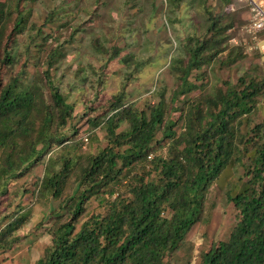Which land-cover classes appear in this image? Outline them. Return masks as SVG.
Segmentation results:
<instances>
[{
  "label": "trees",
  "instance_id": "obj_1",
  "mask_svg": "<svg viewBox=\"0 0 264 264\" xmlns=\"http://www.w3.org/2000/svg\"><path fill=\"white\" fill-rule=\"evenodd\" d=\"M35 2L0 0V256L20 243L17 232L32 216L29 207L2 211L3 201L12 185L43 164L37 194L60 202L50 216L52 243L35 264H193L178 257L186 237L215 209L210 193L223 172L240 166L248 180L241 178L240 188L227 192L236 223L195 264H264V120L253 122L264 79L248 75L210 92L197 84L205 77L203 67L225 51L216 18L203 36L176 45L171 56L169 69L178 82L171 102L186 97L179 133L166 117L164 92L141 109L125 101L123 90L88 104L90 135L99 129L104 136L94 152H82L90 135L77 138L75 104L53 77L66 50L51 46L45 32L57 23L58 10L68 14L56 7L42 27H31L29 5ZM182 2L166 0L176 8ZM84 28L80 24L70 35ZM112 50L113 56L121 53ZM236 60L232 52L225 61ZM194 90L201 94L187 97ZM93 200L101 212H87Z\"/></svg>",
  "mask_w": 264,
  "mask_h": 264
},
{
  "label": "rangeland",
  "instance_id": "obj_2",
  "mask_svg": "<svg viewBox=\"0 0 264 264\" xmlns=\"http://www.w3.org/2000/svg\"><path fill=\"white\" fill-rule=\"evenodd\" d=\"M233 1L183 0L180 8L171 6L166 0H37L29 5L31 27H42L46 13L56 7H63L64 13L68 14L65 17L63 9L58 10L54 16L57 23L53 28L46 27L45 32L52 36L49 40L51 46L60 44L66 50L65 57L53 70V77L60 82L69 102L75 104L77 119L74 124L79 129L77 138L84 139L91 133L88 123L91 114L84 115L88 104L96 105L101 100L122 94L123 90L126 91L125 101L141 109L157 103L160 99L158 92H164L168 110L166 117L176 122L175 130L179 133L183 116L181 109L186 97L182 95L175 104L171 102L178 84L169 69L171 56L176 55V45L183 44L188 38L203 36L212 18H216L223 31L221 38L225 37V51L203 67L205 77L197 84L210 92L217 85L225 89L227 85L237 84L240 78L248 75L264 79V35H259L260 49L250 50L254 41L246 32L250 19L248 1L239 0L238 6H234ZM253 1L264 11V0ZM234 8L240 9L235 13L226 12ZM63 21L69 24L68 27L57 29L56 26ZM80 24L85 31L73 38L70 35L72 29ZM112 48L121 53L113 56ZM21 50L25 52L23 46ZM232 52L237 60L228 64L229 61L225 60ZM124 56L130 60L125 61ZM34 73L35 68L32 67L31 74ZM127 76H130L129 81L124 87ZM200 90L192 91L187 97H198ZM259 107L261 109L253 115L254 123L264 120V98ZM127 127L124 124L120 131ZM103 136L98 129L88 136V142L82 139L85 144L81 151L94 152L101 145ZM44 174L45 165L36 167L11 186L9 196L3 201L2 211L13 212L19 207H29L32 216L17 232L21 237L20 243L0 256V264H35L52 243L49 228L54 219L50 216L60 201L37 194L38 183ZM241 178L248 180L243 168L229 167L212 187L210 201L215 204V209L207 221L198 223L190 231L178 254L181 260L191 259L193 264L199 263L202 252L228 238L236 223V209L228 203L227 192L231 188L235 189L233 193L236 192L242 184ZM94 211L102 210L93 200L87 212Z\"/></svg>",
  "mask_w": 264,
  "mask_h": 264
},
{
  "label": "built area",
  "instance_id": "obj_3",
  "mask_svg": "<svg viewBox=\"0 0 264 264\" xmlns=\"http://www.w3.org/2000/svg\"><path fill=\"white\" fill-rule=\"evenodd\" d=\"M246 1H248V7L250 8V19L249 24L246 26V32L250 40L254 41V45H250L249 49H260L259 43L261 40L259 39V35L264 32V11L253 0ZM235 9L228 10V12L235 11Z\"/></svg>",
  "mask_w": 264,
  "mask_h": 264
},
{
  "label": "crops",
  "instance_id": "obj_4",
  "mask_svg": "<svg viewBox=\"0 0 264 264\" xmlns=\"http://www.w3.org/2000/svg\"><path fill=\"white\" fill-rule=\"evenodd\" d=\"M263 42V41H262Z\"/></svg>",
  "mask_w": 264,
  "mask_h": 264
}]
</instances>
